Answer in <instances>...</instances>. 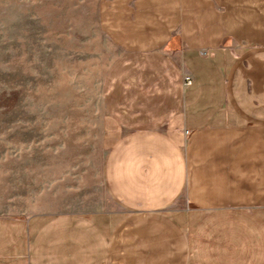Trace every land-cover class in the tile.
<instances>
[{"label": "crops", "instance_id": "1", "mask_svg": "<svg viewBox=\"0 0 264 264\" xmlns=\"http://www.w3.org/2000/svg\"><path fill=\"white\" fill-rule=\"evenodd\" d=\"M100 20L107 199L0 214V264H264V0H103Z\"/></svg>", "mask_w": 264, "mask_h": 264}, {"label": "rangeland", "instance_id": "2", "mask_svg": "<svg viewBox=\"0 0 264 264\" xmlns=\"http://www.w3.org/2000/svg\"><path fill=\"white\" fill-rule=\"evenodd\" d=\"M102 1L0 0V214L107 199Z\"/></svg>", "mask_w": 264, "mask_h": 264}, {"label": "built area", "instance_id": "3", "mask_svg": "<svg viewBox=\"0 0 264 264\" xmlns=\"http://www.w3.org/2000/svg\"><path fill=\"white\" fill-rule=\"evenodd\" d=\"M183 81L185 85H190L193 82V76L187 73L184 75Z\"/></svg>", "mask_w": 264, "mask_h": 264}]
</instances>
